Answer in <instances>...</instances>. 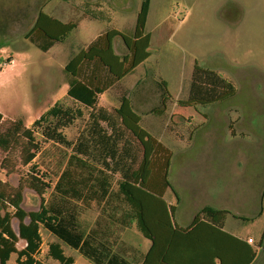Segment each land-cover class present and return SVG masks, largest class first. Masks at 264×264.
Instances as JSON below:
<instances>
[{
	"label": "rangeland",
	"instance_id": "1",
	"mask_svg": "<svg viewBox=\"0 0 264 264\" xmlns=\"http://www.w3.org/2000/svg\"><path fill=\"white\" fill-rule=\"evenodd\" d=\"M41 3L42 11L58 20H44L42 24L47 31L54 36L68 29L69 32L63 42L51 44L50 47H53L48 52L34 46L30 39L19 36L14 37L9 46L3 48L6 49L2 52V57H7L14 52L12 45L15 40L27 43L28 47H36V54L31 58L33 65L28 66L23 74L29 91H23L20 97L31 100L37 96V101L41 104L50 102L54 94L52 88L61 83L65 66L72 55L82 48L86 49L104 32L113 29L123 33L122 37L114 34L109 41L108 35L107 38L104 36L97 44L104 46L105 60L113 66H121L123 60L128 61L129 66L135 65L119 81L98 95L93 110L106 108L112 111L123 101L129 119L136 118L138 114L143 121L152 120L154 134L170 140L165 139L164 145L157 142L158 145L152 150L151 141L143 138L142 130L156 141L157 137L144 129L143 124L137 127L128 120L125 131L133 154L125 169L115 174V179L124 181L135 198L149 202V205L142 204L141 207L144 216L142 222L147 223L146 226L143 225L144 230L145 227H150L149 222L154 225L160 222L161 213L165 210L168 211L170 223L174 225V228L163 229L165 237L151 235L149 230L140 232L143 238L149 236L153 247L148 257L152 260H145L143 264H155L154 259L159 251L163 253L166 262L183 264L184 255L176 256V253L186 252L192 243V234H188L186 228H177L171 217L174 211L172 205L176 201L175 193L170 186L164 188L165 192L161 196L151 190H155L160 176L165 173L163 161L166 150L171 153L169 177L178 175L177 167L183 174L174 184L182 198L186 199V190H195V181L188 178V174L193 176L195 170L185 160L196 155V139L190 138L192 131L206 122V115L201 106L196 107L195 101H213L235 89L237 78L250 80L249 77L256 74L255 68L264 71V0H0V8L15 15L32 16ZM30 37L44 41L40 37L36 38L35 34ZM225 63L233 65L232 69L240 77L235 76ZM194 65L196 70L191 81L193 89L190 90L192 93H187L188 86L185 83H189ZM32 73L36 76H30ZM137 78L140 80L133 87ZM159 82L162 86H159ZM34 87L40 91H33ZM55 92L60 95L65 91ZM180 92H183L182 95H191V100L186 99L190 101L183 103ZM58 101L63 110L68 108L62 119L49 118L41 125L32 122L22 133L27 137L24 140L26 143L21 146L16 144L14 147L13 141H19L22 136L10 137L0 150V193L13 214L11 225L16 234L18 218L14 213L17 210L12 203H17L19 215L28 222L29 216L37 215L42 205L55 201L54 184L64 168L67 153L71 152L64 142L85 143V124L91 109L67 96L65 98V94ZM129 103L136 113L133 114L130 110ZM52 106V103H48L39 116ZM237 114L236 110L231 112L234 118ZM98 124L108 130L102 120H98ZM188 134L184 145L172 143L184 139ZM189 150L193 155H187ZM216 203L219 206H229L232 203L228 190L218 195ZM100 206L91 202L89 207L81 208L77 221L89 226L99 214ZM263 222L264 216L257 221L252 234L260 238L263 236L262 229L259 233L256 229ZM228 223L230 222L226 221V228L229 227ZM64 226L73 228L69 221L64 222ZM39 234L43 251L30 264H53L52 258L47 257V251L50 244L56 243L60 245L65 260L71 259L72 264H93L79 256L76 250L60 242L41 225ZM120 235L125 241L140 243L132 231L120 232L116 243ZM24 245V240L18 238L16 247L21 249ZM116 248L124 254L127 245L119 242ZM15 257L16 254L13 253L6 264H17ZM256 264H264V252Z\"/></svg>",
	"mask_w": 264,
	"mask_h": 264
},
{
	"label": "trees",
	"instance_id": "2",
	"mask_svg": "<svg viewBox=\"0 0 264 264\" xmlns=\"http://www.w3.org/2000/svg\"><path fill=\"white\" fill-rule=\"evenodd\" d=\"M42 6L43 3L32 16L15 15L0 8V67L12 59V54L2 57L1 49L9 46L16 36L30 39L41 50H46L55 42L64 41L69 29L57 36L51 35L42 22L58 20L44 13ZM32 34L44 41L30 37ZM114 34L122 37L115 31H110L109 40ZM101 38L104 36H98L86 49L72 55L65 66L69 84L67 96L91 110L85 124L84 145L63 141L71 152L67 153L64 168L54 184L56 200L42 205L37 215L29 216L28 222L19 215L20 209L13 202L17 210L14 214L18 218L16 234L11 225L13 214L0 193V264H6L13 253L16 254L17 264H30L41 244L40 225L93 264H137L113 246L119 232L132 223L145 233L140 199L131 194L124 181L115 179V174L125 169L133 154L125 124L131 120L138 127L139 115L129 119L123 101L112 111L104 108L93 110L98 95L130 72L135 64L129 66V62L123 60L121 66H113L105 60L104 46L97 44ZM12 48L20 51L28 48V45L21 40H15ZM225 64L235 76H239L232 69L233 65ZM149 69L147 66L148 71ZM255 73L249 77L250 80L239 76L235 89L213 101H195L196 107L201 106L206 115V122L196 127L190 136L191 139H196V155L193 156L196 160L192 158L185 162L195 170L193 176L188 174V178L195 181L196 188L184 192L185 200L175 187L183 174L177 167L178 175L169 177L171 153L169 150L165 152V173L160 176L155 190L151 191L161 196L164 188L170 186L176 197V205L171 213L175 225L186 223L188 226L192 225L195 231L196 246L186 256L183 264H224L218 249L214 252L207 249L210 244L217 247H225L228 243L233 245L235 238L222 229L224 216L230 214L250 220L263 212L264 71L255 68ZM160 85L162 83L159 82ZM67 110L68 108L63 110L60 102L56 101L33 123L41 125L49 118L62 119ZM130 110L133 114L136 113L132 107ZM233 110L238 112L235 118L231 116ZM98 120L106 123L108 130L100 126ZM44 128L47 130V127ZM142 132L143 138L151 141V148L154 150L158 145L157 141L143 130ZM191 154L193 152L189 150L187 155ZM226 190L232 203L229 206L217 205L218 195ZM91 202L101 205L99 214L92 225L80 227L76 223L77 215L81 208L89 207ZM66 221L73 228L65 227ZM159 221L164 224L163 214ZM262 234L259 246L264 252V226ZM18 238L25 242L21 249L16 247ZM47 253L62 264H72L71 259L65 260L57 243L50 244ZM161 263L166 261L162 254H158L156 264Z\"/></svg>",
	"mask_w": 264,
	"mask_h": 264
},
{
	"label": "crops",
	"instance_id": "3",
	"mask_svg": "<svg viewBox=\"0 0 264 264\" xmlns=\"http://www.w3.org/2000/svg\"><path fill=\"white\" fill-rule=\"evenodd\" d=\"M110 31H115L116 33H118L120 35L123 34L120 31H116V30L111 29L108 32H104L101 35L106 36V38H107V35ZM98 36H100V35H98ZM108 40H109V37H108ZM52 47L53 46H51L50 48H48L45 51L48 52ZM35 48L36 47L30 46V47L26 48L25 50L14 51L12 53L11 61L0 67V150L3 149V146H2L3 143L6 144L8 142V140H10L9 139L10 137H15V136L18 137L19 135L22 136V138L19 141H16V140L13 141L14 147L16 144H19L21 146L22 144L26 143L25 141H26L27 137L22 133L24 130L29 128V124H32V122H34V120L39 116V113L46 109L48 103L54 104L56 101L60 100V98H62V96L64 94H65V98L67 96L69 84L67 82L68 78H66L67 73L65 72L64 75H66V77L64 78V75L62 76V81L59 84V86L54 85V87L52 88V91H54L53 92L54 94H52V99L50 100V102H47L45 104H41L37 101L36 95H35L36 97L33 99L31 98V100H29L27 98L22 99L20 97V93H22L23 91H29L28 87L26 86L23 74L25 71L28 70L30 65H33L31 58H32L33 54H36ZM5 49L2 48L1 53L4 52ZM80 50H83V48ZM67 56H68V54H67ZM29 57H30V60L28 61ZM192 69L193 70L191 71L192 73H191V79H190L189 83H185L186 85L184 84L185 86H188V88L186 90L187 93H192V92H190V90L192 91V89H193L191 81H193L194 72L196 70L195 65L193 66ZM30 76L35 77L36 74L32 73ZM137 80H140V79L137 78L135 82L133 81L134 82L133 87H134V84H136ZM131 82L132 81H130V84H131ZM33 91H40V89L37 90V87H34ZM55 91H65V92H63L60 95H57ZM187 93L182 95L183 92L182 93L180 92V97H181L180 100L183 103H188L191 100L190 99L191 95H186ZM170 94L173 96L172 93H170ZM176 95L177 94L175 92V96ZM186 99H190V100H186ZM104 109H106V108H104ZM108 111H110V109ZM18 120H19V122H18ZM138 124L139 125L143 124L144 129H146L154 137H157L158 143L160 142L163 145L165 144L164 141H166L168 138H165L166 139L165 140L163 138V136H161L159 134H157V135L154 134L153 126H152V120L147 119V120L143 121L142 116L139 115ZM14 130H15V132H14ZM190 132H191V130H190ZM11 134H13V135H11ZM188 136H189V134L184 139H181L178 141H173V142L171 141V142L174 145L175 144L176 145L177 144L184 145L186 140L188 139ZM163 192H165V189L163 190ZM140 202H141V204L149 205L148 201L143 202L140 200ZM174 203L175 204L172 205L173 207L176 205V201ZM167 212L168 211L165 210V212L161 213L165 216L164 224L161 221L156 222V225H154L152 222H149L150 227L149 228L145 227V230H149V233H151V235H156V236L158 235L160 237H165L166 234H164L163 229L165 228L168 230V228H174V225L172 223H169L170 221L168 220V216H167L168 213ZM262 216H264V210H263L261 215L255 217V218H252L250 220H244V219L233 217L230 214H226L222 220L221 225H222V229L225 232H227L228 234H230L231 236H233L235 238L233 240V243H232L233 245H230L228 243L225 247H222V246L217 247L214 244H210L207 249L209 251H213V252L216 249H218L217 251L221 254L220 256L223 258L224 264H256L257 260L262 257L263 251H262V247L259 246L260 236L252 234V229L257 224V221ZM229 217H231L233 219H228ZM94 220H95V218H94ZM230 220H234V221H230ZM226 221L230 222V223H228L229 224L228 228H226V226H225ZM232 222H236V224H233ZM76 223L80 227L88 226V224H81L77 220H76ZM92 223L90 225H92ZM143 225L146 226L147 223H143ZM176 226H177V228H184V229L186 228V229H188V231H187L188 234H190L189 232H191V234H192V243L190 244L189 247H187L186 252L180 251L179 254L176 253V256L182 254V256L184 255V258H186L185 256H187L189 254V252L196 246L195 231L192 228V225L188 226V224H186V223H181V224L176 225ZM263 226H264V222L256 228L258 233H259L260 229H263ZM122 231L123 232H126V231L131 232L132 231L133 234H136V238H138L140 240V243L136 244V243L130 242L128 240L125 241L124 239H122V235H120V237L118 238V242L117 243L115 242L116 243V246H114L115 250L120 252L116 248L117 244H119V242H124L125 245H127V248L126 249L124 248L126 253H124V254H123V252H120V253L122 255H124L125 257H127L128 259L136 262L137 264H143L145 262V260L146 261L152 260L151 258H148L150 253H151V250L153 249L149 236H146L145 238H143L141 235L142 231H140L136 227L135 223H132L129 227L124 228L120 232H122ZM249 238L252 239L251 242L248 241ZM41 245H42V242L39 246V249L41 248ZM74 250H76V249H74ZM42 251L43 250L41 248V250L38 251L34 255V258L36 255H41ZM76 252L78 253L77 250H76ZM160 253H161V251H159L157 253V255ZM161 254L163 255V253H161ZM11 255H10V258H11ZM78 255L83 257L79 253H78ZM47 257L51 258L50 256H48V253H47ZM10 258L8 259V261L10 260ZM15 259H16V257H15ZM183 259H182V261H183ZM52 261L54 262L53 264H58V262H59L53 258H52ZM154 263L156 264V258L154 259ZM183 263H184V261H183ZM73 264H75V262ZM166 264H170V263L167 261Z\"/></svg>",
	"mask_w": 264,
	"mask_h": 264
},
{
	"label": "built area",
	"instance_id": "4",
	"mask_svg": "<svg viewBox=\"0 0 264 264\" xmlns=\"http://www.w3.org/2000/svg\"><path fill=\"white\" fill-rule=\"evenodd\" d=\"M248 241H249V242H251V241H252V239H251V238H249V239H248Z\"/></svg>",
	"mask_w": 264,
	"mask_h": 264
}]
</instances>
